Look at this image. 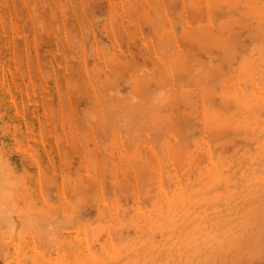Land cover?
I'll use <instances>...</instances> for the list:
<instances>
[{
  "label": "rangeland",
  "instance_id": "obj_1",
  "mask_svg": "<svg viewBox=\"0 0 264 264\" xmlns=\"http://www.w3.org/2000/svg\"><path fill=\"white\" fill-rule=\"evenodd\" d=\"M263 146L264 0H0V264H264Z\"/></svg>",
  "mask_w": 264,
  "mask_h": 264
},
{
  "label": "bare ground",
  "instance_id": "obj_2",
  "mask_svg": "<svg viewBox=\"0 0 264 264\" xmlns=\"http://www.w3.org/2000/svg\"><path fill=\"white\" fill-rule=\"evenodd\" d=\"M261 14H262V13H261ZM163 56H164V55H163ZM164 58H165V57H164ZM160 62H161V61H160ZM260 91H261V90H260ZM261 92H262V91H261ZM251 109H252V108H251ZM252 112H253V111H252ZM93 116H94V115H93ZM94 117H95V116H94ZM94 117H92V118H94ZM106 118H107V117H106ZM95 120H96V119H95ZM93 121H94V119H93ZM105 126H106V125H105ZM263 148H264V146H263ZM261 157H262V156H261ZM263 159H264V156H263ZM263 159H262V160H263ZM0 162H1V160H0ZM260 162H261V159H260ZM263 163H264V162H263ZM2 166H3V165L0 166V171L3 169ZM263 166H264V164H263ZM259 167H260V166H259ZM0 173H1V172H0ZM2 173H4V172H2ZM0 175H1V177H0V181H4V180H3V178H4V174H3V175L0 174ZM231 175H232V174H231ZM2 176H3V177H2ZM5 178H6V181H8V177L5 176ZM12 178H13V177H12ZM220 178H222V177H220ZM226 178H227V177H226ZM13 180H15V179L13 178ZM6 181H5V182H6ZM9 181H10V180H9ZM11 182H13V181L11 180ZM222 182H223V181H222ZM1 183H3V182H0V185H2ZM7 183H8L10 186L12 185V183H10V182H7ZM9 185L7 186V189L10 188ZM2 186H3V185H2ZM2 186L0 187L1 189L5 188V189H4L5 192H4V194H3L4 198L2 197V194H1V193H3V190H2V192H0V194H1L0 197L3 199L4 202H3V201L1 200V198H0V201H1L0 203H1V205L7 206V211L10 212V213L7 212V213H8V214H7V213H6V209H5V212H4V208H6V207L2 206V207H4V208H2L3 210H1V211H3V213H0V215H1L0 217H1L2 220H3V219L5 220V219H7L6 216H9V214L11 215V213H12V212H11L12 210L8 207L9 203L11 204V202H12V199H11L12 197L10 198V199H11L10 201L7 199V198H9L10 195H8V194L5 195V193H8V191L6 192V187L4 186V187L2 188ZM1 189H0V191H1ZM261 193H263V192H261ZM9 194H10V192H9ZM7 195H8V196H7ZM252 196H253V195H252ZM256 197H257V196H256ZM260 198H261V197H259V200H260ZM251 199H252V198H251ZM5 200H6V201H5ZM254 200H255V199H254ZM256 200H257V199H256ZM262 200H263V199H262ZM7 201H8L9 203H8ZM21 201H22V200H21ZM2 202H3V203H2ZM5 202H6V203H5ZM256 202H257V201H256ZM5 204H8V205H5ZM259 204H260V203H259ZM261 204H262V203H261ZM1 205H0V206H1ZM9 206H11V205H9ZM25 206H26V205H25ZM255 206H256V205H255ZM257 206H258V205H257ZM262 206H263V205H262ZM11 207H12V206H11ZM263 207H264V206H263ZM263 207H261V208H263ZM13 208H14V207H13ZM13 208H12V209H13ZM252 208H253V207H252ZM252 208H251V210H252ZM257 208H258V207H257ZM257 208H256V209H257ZM0 209H1V207H0ZM259 209H260V207H259ZM263 209H264V208H263ZM10 210H11V211H10ZM260 210H261V209H260ZM1 211H0V212H1ZM24 211H25V210H24ZM4 213H5V214H4ZM15 213L17 214V212H15ZM19 213H20V212H19ZM260 213H261V212H260ZM262 213H263V212H262ZM28 214H29V213H28ZM33 214H34V213H32V216H34ZM250 214H251V213H250ZM257 214H258V213H257ZM2 215H3V217H2ZM253 215H254V213H253ZM260 215H261V214H260ZM263 215H264V214H262V217H264ZM36 216H37V215H36ZM248 216H249V215H248ZM4 217H5V218H4ZM250 217L253 218V216H250ZM254 218H255V217H254ZM2 220H0V223L3 222ZM256 220H257V219H256ZM258 220H259V219H258ZM251 221H252V220H251ZM251 221H250V222H251ZM253 221H254V220H253ZM261 221H262V220H260V223H261ZM28 222H29V221H28ZM248 222H249V221H248ZM26 223H27V222H26ZM253 223H254V222H253ZM255 223H256V221H255ZM2 224H3V225H2ZM2 224H0V225H2V227H1V226H0V227H1V228L5 227V226H4V222H3ZM245 224H246V223H245ZM250 224H252V222H251ZM26 225H27V224H26ZM251 226H252V225H251ZM251 226H250V228H251ZM248 227H249V226H248ZM1 228H0V230H2ZM106 228H107V227H106ZM3 229H4V228H3ZM5 229H6V228H5ZM109 230H110V229H109ZM245 230H246V228H245ZM250 231H251V230H249V233H250V234H253V233H251ZM1 232H3V230H2ZM4 232H5V231H4ZM5 233H6V232H5ZM239 233H240V231H239ZM3 234H4V233H3ZM7 234H8V232H7ZM50 234H51V233H50ZM109 234H110V233H109ZM245 234H248V233L246 232ZM42 235H43V234H42ZM0 236H1V235H0ZM7 236H8V235H7ZM45 236H46V235H45ZM45 236H44V237H45ZM51 236H53V235H51ZM240 236H241V235H240ZM249 236H250V235H249ZM248 238H249V237H248ZM42 242H43V241H42ZM84 242H85V241H84ZM232 244H233V243H232ZM2 249H3V248H2ZM153 250H154V249H153ZM196 251H197V250H196ZM201 251H202V250H201ZM201 251H200V252H201ZM0 252H2V251H0ZM198 252H199V251H198ZM198 252H197V253H198ZM200 252H199V253H200ZM222 252H223V251H222ZM225 252H227V251H225ZM3 253H4V252H3ZM140 253H141V251H140ZM0 254H2V253H0ZM134 254H135V253H134ZM179 254H180V253H179ZM200 254H201V253H200ZM223 254H224V253H223ZM137 255H138V254H137ZM194 255H195V254H194ZM4 256H5V255H4ZM135 256H136V254H135ZM214 256L216 257V255H214ZM178 257H179V256H178ZM181 257L183 258V256H181ZM192 257H193V255H192ZM192 257H191V258H192ZM207 257H208V256H207ZM207 257H206V258H207ZM118 258H119V257H117V259H118ZM182 258H181V259H182ZM188 258H189V257H188ZM208 258H209V257H208ZM208 258H207V259H208ZM139 259H140V257H138V261H141V260H139ZM171 259H172V258H171ZM88 260H89V259H88ZM92 260H93V259H92ZM113 260H114V259H113ZM142 260H143V259H142ZM153 260H154V259L152 258V261H153ZM177 260H178L177 263H179V264H182V263H183V264H184V262L181 263L180 258H177ZM182 260H183V259H182ZM187 260H188V263H187ZM187 260L185 261V262H186L185 264H191L192 261H193V260H190V261H189V259H187ZM200 260H201V259H200ZM220 260H222V259L220 258ZM224 260H226V259H224ZM89 261H90V260H89ZM210 261H211V260H210ZM91 262H92V261H91ZM143 262H144V261H143ZM189 262H190V263H189ZM194 262H195V261H194ZM207 262H208V260H207ZM106 263H107V262H106ZM156 263H158V262H156ZM201 263H202V262H201ZM103 264H104V263H103ZM110 264H111V263H110ZM138 264H139V263H138ZM151 264H153V263H151ZM165 264H166V263H165ZM194 264H195V263H194Z\"/></svg>",
  "mask_w": 264,
  "mask_h": 264
}]
</instances>
